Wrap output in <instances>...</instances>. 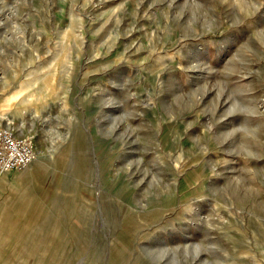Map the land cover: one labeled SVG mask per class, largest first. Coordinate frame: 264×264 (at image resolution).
I'll return each mask as SVG.
<instances>
[{"label":"rangeland","instance_id":"374dc122","mask_svg":"<svg viewBox=\"0 0 264 264\" xmlns=\"http://www.w3.org/2000/svg\"><path fill=\"white\" fill-rule=\"evenodd\" d=\"M2 116L0 264H264V0H0Z\"/></svg>","mask_w":264,"mask_h":264},{"label":"built area","instance_id":"2783aa9c","mask_svg":"<svg viewBox=\"0 0 264 264\" xmlns=\"http://www.w3.org/2000/svg\"><path fill=\"white\" fill-rule=\"evenodd\" d=\"M34 160L31 142L0 125V172L21 170Z\"/></svg>","mask_w":264,"mask_h":264},{"label":"bare ground","instance_id":"6f19581e","mask_svg":"<svg viewBox=\"0 0 264 264\" xmlns=\"http://www.w3.org/2000/svg\"><path fill=\"white\" fill-rule=\"evenodd\" d=\"M44 87H45V90H47V87H46L45 85H44ZM42 90H43V89H42ZM38 94H39V93H33V94H31V97H32V98H35V97L38 96ZM18 95H19V94H15V95H13V96L10 98V101H13V100H15V99H18ZM0 120H3V122L6 123L7 128H9V129L12 128V127L9 126V124H11V123H8V119H7L5 116H2V117L0 118ZM21 135H24V134H21ZM35 157H36V152L34 151V160H33L30 164H32V166H34V167L36 168V167H39V166L42 164V161L40 160V158L36 159V161H35ZM30 164H29V165H30ZM29 165H27L25 168L27 169V167H28ZM32 166L30 165V168H31ZM34 167H32L31 169H29V170L27 171L26 174H28V175L33 174ZM25 168H23V169H21V170H19V171H23ZM6 172H11V171H6ZM6 172H2V173H6Z\"/></svg>","mask_w":264,"mask_h":264}]
</instances>
